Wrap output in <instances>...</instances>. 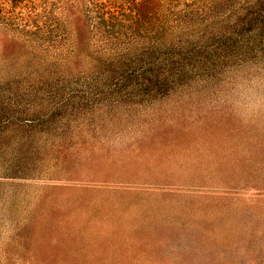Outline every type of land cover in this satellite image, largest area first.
Here are the masks:
<instances>
[{
	"label": "rangeland",
	"instance_id": "obj_1",
	"mask_svg": "<svg viewBox=\"0 0 264 264\" xmlns=\"http://www.w3.org/2000/svg\"><path fill=\"white\" fill-rule=\"evenodd\" d=\"M0 264H264V0H0Z\"/></svg>",
	"mask_w": 264,
	"mask_h": 264
},
{
	"label": "trees",
	"instance_id": "obj_2",
	"mask_svg": "<svg viewBox=\"0 0 264 264\" xmlns=\"http://www.w3.org/2000/svg\"><path fill=\"white\" fill-rule=\"evenodd\" d=\"M155 14H158V12H156V11L154 12L152 8H147L144 13H143V11L142 12H136L134 19L133 18H131V19H133L136 23H140L141 21H144V20L146 22H150L151 20L155 19V17H157V15H155ZM139 19H141V21H139Z\"/></svg>",
	"mask_w": 264,
	"mask_h": 264
}]
</instances>
